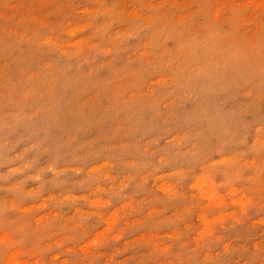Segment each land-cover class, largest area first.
<instances>
[{"label":"rangeland","instance_id":"obj_1","mask_svg":"<svg viewBox=\"0 0 264 264\" xmlns=\"http://www.w3.org/2000/svg\"><path fill=\"white\" fill-rule=\"evenodd\" d=\"M0 264H264V0H0Z\"/></svg>","mask_w":264,"mask_h":264},{"label":"clouds","instance_id":"obj_2","mask_svg":"<svg viewBox=\"0 0 264 264\" xmlns=\"http://www.w3.org/2000/svg\"><path fill=\"white\" fill-rule=\"evenodd\" d=\"M164 163H167V161H164Z\"/></svg>","mask_w":264,"mask_h":264}]
</instances>
